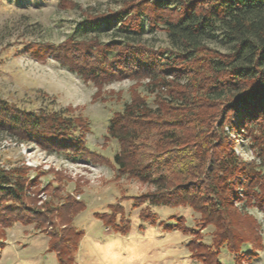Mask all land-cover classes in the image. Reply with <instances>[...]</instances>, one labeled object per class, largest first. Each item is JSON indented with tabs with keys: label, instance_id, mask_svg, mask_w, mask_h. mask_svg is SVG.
Segmentation results:
<instances>
[{
	"label": "trees",
	"instance_id": "1",
	"mask_svg": "<svg viewBox=\"0 0 264 264\" xmlns=\"http://www.w3.org/2000/svg\"><path fill=\"white\" fill-rule=\"evenodd\" d=\"M111 21H118L116 28L127 33L123 40L68 36L56 44L28 43L26 49L35 58L51 56L97 85L146 78L154 106L136 93L107 124V137L119 144L112 156L118 173L154 185L134 198L146 203L141 219L156 222L150 206L188 205L199 213L194 224H186L182 215L158 223L164 229L192 233V255L205 264H221L222 248L243 253L238 250L248 243L244 233L246 227L250 232L252 222L236 214L235 202L264 209V174L259 168L263 160H242L230 135L247 139L248 147L262 159L264 0H123L119 9L88 14L82 23L99 27ZM144 30L165 31L169 45L154 47L130 36ZM216 39L228 48L210 46ZM87 129L86 120L67 110L27 109L0 98V131L17 142L33 141L71 161L102 160L86 144ZM149 141L153 151L143 160L140 149ZM31 178L24 166L0 164L2 228L14 218L28 217L44 225L54 224L57 216L68 224L80 202L66 194L59 204L46 200L37 205V178ZM29 181L35 184L33 191ZM58 191L54 187L53 195L58 197ZM110 208V214H99L101 220L126 232L128 221L115 220L120 206L113 203ZM206 225L214 228L210 241L198 238ZM81 235L71 226L50 232L48 248L56 251L59 264H76L73 252Z\"/></svg>",
	"mask_w": 264,
	"mask_h": 264
},
{
	"label": "rangeland",
	"instance_id": "2",
	"mask_svg": "<svg viewBox=\"0 0 264 264\" xmlns=\"http://www.w3.org/2000/svg\"><path fill=\"white\" fill-rule=\"evenodd\" d=\"M122 1L0 0V98L27 109H64L80 116L88 125L87 146L102 158L71 161L33 141L17 142L0 131V164L5 168L24 166L30 180L36 176L37 205L46 200L59 204L66 194L80 202L68 224L66 221L62 224L56 216L54 224L48 221L41 225L28 217L14 218L3 228L0 225V264H59L56 251L48 248L49 235L69 226L82 231L73 252L76 264H205L191 254L192 233L177 227L164 229L158 223L171 222L172 216L182 215L186 224L191 225L199 213L188 205L150 206L156 222L143 221L140 211L146 203L136 202L134 198L152 191L154 185L127 173L119 174L112 162L119 144L107 137L108 119L136 93L145 95L154 106L153 94L146 91L147 79L123 78L97 85L51 56L35 58L26 49L28 43L56 44L68 36L75 39L96 36L102 42L123 40L127 33L116 28L118 21L103 22L99 27L82 23L88 14L119 9ZM130 36L154 47L169 45L162 30H144ZM209 45L220 51L228 48L221 39L212 40ZM230 136L242 160L256 163L263 160L259 168L264 174V155L259 158L248 147L247 139ZM150 143L140 149L143 160L153 151ZM27 186L33 191L35 184L29 181ZM54 187L59 188L58 197L53 195ZM29 198L27 201L32 204ZM113 203L120 206L115 220L123 217L128 221L124 233L104 224L99 216L110 214ZM235 205L236 214L240 212L252 222L250 232L243 227L249 241L238 250L243 253L222 248L218 260L221 264H264V209L245 205L243 200ZM213 230L211 225L202 227L198 238L210 241Z\"/></svg>",
	"mask_w": 264,
	"mask_h": 264
}]
</instances>
